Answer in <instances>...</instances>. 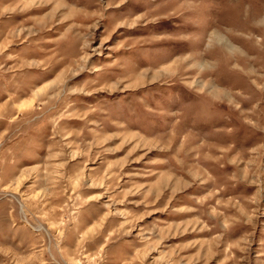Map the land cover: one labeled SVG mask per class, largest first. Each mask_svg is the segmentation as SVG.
Returning <instances> with one entry per match:
<instances>
[{"label": "rangeland", "instance_id": "obj_1", "mask_svg": "<svg viewBox=\"0 0 264 264\" xmlns=\"http://www.w3.org/2000/svg\"><path fill=\"white\" fill-rule=\"evenodd\" d=\"M0 264H264V0H0Z\"/></svg>", "mask_w": 264, "mask_h": 264}, {"label": "bare ground", "instance_id": "obj_2", "mask_svg": "<svg viewBox=\"0 0 264 264\" xmlns=\"http://www.w3.org/2000/svg\"><path fill=\"white\" fill-rule=\"evenodd\" d=\"M214 39H216V40L218 39V40H220V41H221V40L223 41V39H222L220 36H217V35H215ZM218 40H217V41H218Z\"/></svg>", "mask_w": 264, "mask_h": 264}]
</instances>
